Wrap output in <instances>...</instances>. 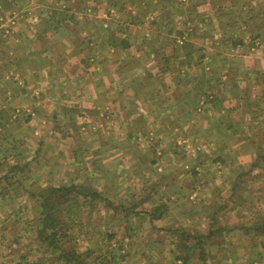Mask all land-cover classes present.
<instances>
[{
  "label": "crops",
  "instance_id": "crops-1",
  "mask_svg": "<svg viewBox=\"0 0 264 264\" xmlns=\"http://www.w3.org/2000/svg\"><path fill=\"white\" fill-rule=\"evenodd\" d=\"M41 2L0 0V129H12L0 146L11 141V170L33 172L26 194L40 211L12 259L34 254L42 195L53 188L60 213L76 215L66 229L91 234L92 212H112L119 195L126 217L142 219V244L156 246L120 263L94 254V264H209L192 239L215 226L241 231V261L264 260L244 246L264 238V207L252 205V220L238 216L264 206V0H137L154 16L144 7L112 14L122 0H86L84 10L77 0ZM178 21L184 46L171 30ZM119 166L131 183L122 185ZM149 233L157 236L142 238Z\"/></svg>",
  "mask_w": 264,
  "mask_h": 264
},
{
  "label": "rangeland",
  "instance_id": "rangeland-1",
  "mask_svg": "<svg viewBox=\"0 0 264 264\" xmlns=\"http://www.w3.org/2000/svg\"><path fill=\"white\" fill-rule=\"evenodd\" d=\"M122 1L123 3L119 2V5L116 3L115 8L112 9L113 11H115V14H116L117 9H118V12H122L124 15L126 12H128V8H130L131 11H135L136 13V11L140 10L142 7H144L145 10L148 11L147 12L148 14H152L153 16L156 15L158 12L157 10L154 9L153 5L136 6L137 0H122ZM36 2L37 1H35V3ZM41 3H42L41 0H38V4L40 6H41ZM77 3H78L77 7L80 10H84L86 6V0H77ZM48 6H51V4L45 3L42 6L43 10H45V7H48ZM216 7L214 10H211L212 13L217 12ZM179 10H180L179 12H183L181 10H185V9L180 8ZM140 14H142V12ZM195 20H201V19L197 18ZM177 23L178 24L176 25V29L174 27H171V30H174V32L176 33L175 34L176 36L174 39L175 45L182 44L184 46L186 42L188 41L189 37L184 33L186 29L183 30L182 24H179L180 21H178ZM180 26H181V29L180 31H178L177 27L179 28ZM157 29H158V26L157 27L154 26L153 30L156 31ZM198 31L200 32V30ZM196 32H197V29L194 30L196 38L201 39L202 33H199V32L196 33ZM154 36L155 35H153L152 38L156 39L154 38ZM177 37H179L178 42L176 41ZM184 42L185 44H183ZM15 88L14 86H9V85H8V88H4V89H7V93L9 92V95L6 93L5 97L2 98V101H3L2 105H5L7 107L6 110H8V113H9V116L5 117L4 119H8L9 121L13 120L12 119L13 115H11L13 107L9 105V103L11 102L8 103L7 100L10 96L16 94ZM10 133H12V129L11 131L6 132V133L4 132V130H2V128L0 129V137L7 136ZM87 138H90V136ZM2 144L3 145L0 146V150H1L0 160L3 166L0 167V176L1 175L4 176L6 174L7 178L4 179L3 182H0V264H63V263H60V261H57L59 253H55L51 250H47L46 244L39 242L38 238H36V240L35 239L31 240L34 243V246L32 247V249H29V251L34 252L31 258H29L27 261L20 260V259H16V260L12 259L13 255H15V250L13 249L12 251V245L14 242L17 241V237L21 238V235L22 236L25 235L26 231L28 233L29 232L28 229L31 228L30 227L31 224L37 223V221L39 220V216H40V211L38 210V206H39L38 200L39 199L34 197L33 198L35 200L34 201L35 203H34L31 201L29 194H26V192L30 188L28 172H30L31 170H28V168L24 170V168H22L21 163L20 165H18L19 167L17 169L11 170V166H14L13 164L14 162L17 161L18 157H14V160L12 161V159L9 158L10 156H8L9 152L12 151V148H13L11 141L10 142L4 141ZM78 145L81 146V144H78ZM22 150L23 149L21 150L17 149L13 151L14 153L17 154L18 151H22ZM130 152H133V151H130ZM7 161L9 163L8 165H6ZM118 169L120 170L121 177L125 179L121 181L122 185L131 183L133 178H131L127 173L125 175L123 174V171H122L123 167L119 166ZM84 184H93V182H85ZM135 184L136 186L138 185L136 182ZM256 184L257 183H253V185H256ZM33 186H32V189L37 188L36 185H33ZM251 187L254 190L255 188H258L256 186H251ZM135 188L137 189V187ZM122 190L123 189L121 188V191ZM132 192L133 191L129 190L130 194ZM118 196H115V201L113 204L112 212L107 210L106 208L103 211L92 212V216L89 218V223H91V230H90L91 234L86 235L87 230L84 229L82 225H79L78 228L72 229V231L68 229L66 231L68 234L67 239L69 241L71 240L69 243L72 242L71 246H75L78 253L83 254V253L89 252L91 254V259L88 262V264H94V254L104 255L107 253L108 255H111L114 258H116L117 261L120 263L123 260L122 258L126 256H130L131 254L142 252L145 249H149V251H154L156 249V246L154 244L146 245V246L142 244V241H140V235L138 234L139 228L138 229L135 228L136 226L142 223V219L140 216H136L134 219L131 218V220L128 219V217H126L127 210L126 209L122 210L120 208L121 206H123L122 201L124 199L121 200L120 196L119 197ZM96 204L98 203L96 202ZM224 204H226V201L224 202ZM100 205H105V203H100ZM252 205H253V208L255 209L264 207L263 205L261 206V204H259L256 201H254L251 204H248L247 208L243 207V209L240 210L243 213L240 215L238 214V216H241L243 221L248 220V219L252 220V217H251L252 216L251 210L253 209ZM189 208L198 209L200 208V206H198V202H197V203H193L192 206ZM244 210H247V215ZM223 215L227 216V214H223ZM204 222L206 221H203L198 226V228L202 226ZM188 223H190V221H188ZM185 233L188 234L187 232ZM195 234H199V233L195 232ZM206 234L204 238L198 237L197 240H193L191 238L192 236L189 235L188 239L190 238L192 239V245H194L197 242L195 252H197V255H198V251L200 252V249H201V252L205 253L204 258L207 257L209 264H248L247 261H241L244 257L243 254H247L245 252L243 245L242 246L235 245V241L237 242L240 241V238H241L240 230H228L224 228H218V226H215L214 229H209L206 232ZM260 234H264V231L259 233V235ZM147 235H145L142 238L149 237V236L153 238L157 236L154 233H149V235L148 236ZM178 235H180V233ZM181 235L185 236L184 233ZM250 236H254V233H250ZM225 238L226 240H229L232 243L231 244L225 243L224 241ZM263 240L264 238L259 239L258 242L260 243L255 245L253 248H251L249 244H246L244 246L248 248L250 253H253L255 257L259 258L258 253H261V254L264 253V241ZM101 241L103 242L108 241V243L107 245H105L104 243H101ZM67 246L68 244L66 245V248ZM24 249H25V246L18 250L19 252H21V251H24ZM164 249L166 250V248ZM50 253H52V256L48 255ZM10 260H13V261H10ZM87 261H88V258L86 260L84 259L82 264H86ZM123 261H126V260H123ZM112 264H115V262H113ZM254 264H264V260L262 261L257 260L254 262Z\"/></svg>",
  "mask_w": 264,
  "mask_h": 264
},
{
  "label": "trees",
  "instance_id": "trees-1",
  "mask_svg": "<svg viewBox=\"0 0 264 264\" xmlns=\"http://www.w3.org/2000/svg\"><path fill=\"white\" fill-rule=\"evenodd\" d=\"M57 189L50 188L43 194L44 202L42 204L43 217L41 220L40 228L37 236L44 244H46L47 250H51L58 254L57 261L63 264H82L83 260L88 258L89 252L80 254L77 252L75 246H71L70 241L67 239L68 223L64 220L74 219L75 214L67 213L61 214L60 207L56 203L55 197L51 196ZM92 199H98L96 192H87ZM95 205V204H94ZM139 205H135L137 208ZM72 210V209H70ZM79 214L77 213V216ZM68 244L67 248L66 245ZM82 258V260H81Z\"/></svg>",
  "mask_w": 264,
  "mask_h": 264
},
{
  "label": "built area",
  "instance_id": "built-area-1",
  "mask_svg": "<svg viewBox=\"0 0 264 264\" xmlns=\"http://www.w3.org/2000/svg\"><path fill=\"white\" fill-rule=\"evenodd\" d=\"M114 13V11L112 10V14Z\"/></svg>",
  "mask_w": 264,
  "mask_h": 264
}]
</instances>
